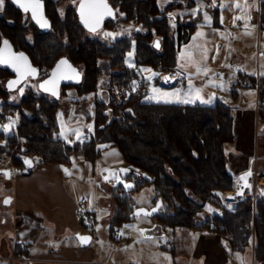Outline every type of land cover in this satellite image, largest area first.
<instances>
[{"label":"trees","instance_id":"1","mask_svg":"<svg viewBox=\"0 0 264 264\" xmlns=\"http://www.w3.org/2000/svg\"><path fill=\"white\" fill-rule=\"evenodd\" d=\"M109 2L118 10L120 22L133 20L144 31L137 30L131 37L122 36L106 43L86 35L76 7H67L61 16L58 0H44L50 21L48 28L34 23L28 27L18 15L10 21L0 17V46L6 40L14 49L25 51L39 72L47 70L48 78L62 57L73 66L81 65V77L61 82L60 92L73 89L79 99H92L95 105L93 132L84 141L66 142L58 136L60 97L28 89L18 101L8 102L1 80L11 72L0 63V115L6 118L18 112L15 130L11 134L0 131V138L6 139L0 151L10 152L16 164H21L25 156L37 161L36 165L61 164L70 163L77 156L94 162L98 144L114 146L132 171L126 178L133 180V190L149 183L155 191V204L157 200L162 202L154 214L157 222L145 234L155 235L165 227L214 231L232 250L243 251L253 241L254 260L264 264V196L247 195L231 207L220 196V192L235 187L225 151V145L236 140L230 107L219 101L214 104L144 101V80L139 81L137 90H126L138 79L137 65H151L157 72L175 70L180 45L201 21L202 12L198 11L188 21L178 18L175 28L167 14L176 6L192 8L196 1L176 5L170 2L164 8H160L157 0ZM212 14L213 23L219 25L218 11L213 10ZM116 22V18L109 17L102 26L113 28ZM259 24L264 27V0H259ZM172 30L176 32L174 37ZM132 39L135 67L125 64ZM258 93L262 104L264 82L260 78ZM260 114L264 121V112ZM116 188L112 191L115 205L112 228L130 220L135 208L130 193L133 190L125 191L121 183ZM207 202L217 203L220 210L200 220L198 214Z\"/></svg>","mask_w":264,"mask_h":264},{"label":"rangeland","instance_id":"2","mask_svg":"<svg viewBox=\"0 0 264 264\" xmlns=\"http://www.w3.org/2000/svg\"><path fill=\"white\" fill-rule=\"evenodd\" d=\"M186 1L187 0H157L160 8H164L165 5L170 2H174L176 5L183 2L185 3ZM195 1L196 4L192 8H179V6H176L173 12L167 14L169 23L175 28L178 23V18H180L181 21H188L194 17L198 11L202 12L201 21L196 25L190 37L183 42L178 51V68L187 70L188 80L180 82L173 87H165L156 81L158 76L157 70L151 65L140 64L137 65L138 67L136 68V71H139L140 74L138 79L133 82V85L138 84L140 80L146 82L143 100L149 102L168 101L172 103L214 104L219 101L228 106H239L241 105L239 99L245 91L247 80L251 78H260L264 82V27H261L259 24V0ZM77 2L78 0H58L57 10L59 14L64 16L67 7H76ZM237 5H239V7H237ZM213 10L218 11L219 25L213 23ZM238 17L239 19H237ZM115 18L117 22L113 28L101 26V28H97L95 32L85 28L86 35L95 36L106 43H111L116 38L122 36L131 37L137 30L141 32L144 31L143 26H140V24H137L133 20L120 22L119 14L115 16ZM28 27H30V25ZM105 33H111L112 35L106 36ZM198 33H203V35H198ZM30 34L29 38L31 37ZM175 35L176 32L172 30L171 36L174 37ZM159 39L161 40V37H159ZM63 41L66 42V39ZM129 53H131V56H129ZM62 60L67 63L61 64L60 62ZM104 64H106V62H104ZM125 64L130 67L136 66L135 41L133 39L131 47L125 54ZM77 67L76 70L71 62L65 59V57H62L51 73L50 80H54L55 84L61 81L76 80L79 73L82 72V66L79 65ZM73 69L75 72H73ZM42 72L43 75L47 70L43 69ZM54 72L56 73L55 77L53 76ZM31 82L33 84L35 81ZM51 85L52 84H49V86L45 85V87L52 89ZM32 86H34V84ZM32 86L26 83L21 85L18 89L20 94L18 95L19 97L7 98V101H18L24 92L28 89H32ZM21 89H23L22 92ZM41 89L44 90L45 88L41 87ZM56 89L54 88L55 92L59 93ZM153 89L159 91L154 92ZM74 92L75 91H67L59 93V96L66 102L72 97L71 94H74ZM236 92L238 93V100H235L234 97ZM159 93H176L177 95L161 98ZM247 93L252 96L255 100L254 104H256V88L250 86L247 89ZM1 103L2 98H0V111ZM7 124H11L14 127V129L7 132L11 134L12 131L15 130L17 124L14 114H11L9 118H2L0 115V131L4 130V126ZM5 144V141L0 138V145ZM226 147L230 148V144H227ZM2 155L4 158L0 160V168H12L13 165H16L10 152L7 150L5 152L0 151V156ZM17 169L20 170L19 166ZM104 170L105 169H101V171L96 173L97 176L94 177L100 189V191H97V195L93 202L95 206V224L98 238L94 236L91 244L95 242L102 249H112L111 260L113 264H173L174 260L177 261L178 258H174L175 255L172 252V248H174L176 253L185 261H189L191 259L193 244L195 243L196 231L190 228H183L180 231L177 230L176 233L173 234L171 233L173 228L165 227L164 230H159L155 235L148 236L145 234V230L150 229L157 222V218L155 215L144 213L136 214L130 220L123 222L124 239L115 242L113 247H110L107 239L108 237L102 236V234L107 235L110 230L115 205L112 196L103 194V186L106 181ZM107 171H109L111 176H114L112 181L115 182V179L118 181L120 178L117 176L122 174L123 168L119 169V166H117L108 168ZM143 175L149 177L146 173ZM11 192L12 187L9 180L0 176V237L2 235L8 236L11 234L10 228L4 229L5 222L2 221V216H5L7 220L11 222V216L9 215L11 212V205L2 202L3 195L11 194ZM130 193L135 207L151 209L155 205V201H153L155 191L153 186L149 183L144 184L139 190H133ZM220 196L221 200L226 205L230 206V203L223 199L222 192H220ZM219 210L220 205L207 202L199 212L198 217L200 220H204L205 217ZM126 225L128 227H125ZM83 230L86 231L84 228ZM204 232L208 233L214 231L204 230ZM224 247L226 248V246ZM246 250L250 249L247 248ZM244 254H246V252L242 253L241 256H244Z\"/></svg>","mask_w":264,"mask_h":264},{"label":"crops","instance_id":"3","mask_svg":"<svg viewBox=\"0 0 264 264\" xmlns=\"http://www.w3.org/2000/svg\"><path fill=\"white\" fill-rule=\"evenodd\" d=\"M168 72L175 73L173 80L162 83L161 76ZM168 72H157L158 83L162 86L173 87L188 80L187 70L178 68V64L175 70ZM258 80L259 78L247 80L245 91L239 99L241 105H229L230 109H235L233 128L236 140L227 143L230 148L226 144L225 151L228 170L235 180L233 189L242 174L250 173L247 176V184L250 186H247L243 196L239 195L236 199L227 201L230 207L233 205L231 203L247 195L264 196V180L261 179V174L264 173V121L260 114V111L264 112V100L262 104L259 103ZM250 86L257 90L256 104L247 93ZM67 91L74 90L68 89L65 92ZM71 95L66 102L59 96L61 106L57 111L58 136L69 143L84 141L89 137L94 129L95 112L92 99H79L75 92ZM234 97L238 100L237 92ZM98 148L99 153L94 162L77 156L70 163L36 165L37 161H34V166L29 170L14 167L9 179L12 187L9 203L11 222L6 217L3 220L4 229L10 228L11 234L0 237V264H113L112 249H102L95 242L91 244L92 239L89 244L82 246L77 238L78 233L86 231L77 219L76 207L81 196H86L94 204L97 191H100L94 180L96 173L105 169L107 179L103 194L112 196V191L120 183L121 174L117 176L120 177L118 181L115 179L113 182L114 176L107 169L128 167L122 154L114 146L100 143ZM129 173H132L131 169ZM183 228L177 227L171 233L175 234ZM190 229L196 231L191 259L185 261L172 248L174 258H178L173 264H260L254 260L253 241L247 247L250 250H232L228 242L217 233H206V229ZM111 232L110 224L108 234L102 236L108 237L112 248L118 241L113 240ZM94 236L98 238L96 231L92 238ZM244 252L246 254L241 256ZM15 253L23 254L25 259H12Z\"/></svg>","mask_w":264,"mask_h":264},{"label":"snow or ice","instance_id":"4","mask_svg":"<svg viewBox=\"0 0 264 264\" xmlns=\"http://www.w3.org/2000/svg\"><path fill=\"white\" fill-rule=\"evenodd\" d=\"M4 0H0V7H2ZM14 2L19 3L20 7H22L24 9L25 12L29 11V9H31V13H32V18L35 19L37 21V23H40L41 27H47V21L43 19L42 17V13H41V2L40 0H24V2H21V0H14ZM237 7H239V5H237ZM80 10H81V19L84 21L85 26L90 27V30L95 32L97 30V26L99 25L100 21L103 19V17L105 15H112L111 10L109 9L106 0H81L80 3ZM89 19L94 21L93 25L89 24ZM239 19V17L237 18ZM106 36H110L112 35L111 33H105ZM198 35H203V33H198ZM4 48L0 49V63H9V60L7 58L4 57V52L7 50L9 52V55H11L15 60L19 61V60H23L26 61L27 58L24 56L23 53H19V54H12L10 52V45L8 43V41H4ZM157 46H158V42H157ZM129 56H131V53H129ZM61 64H66L67 62L62 60L60 62ZM14 67H16L17 72H20V68L17 67L15 64L13 65ZM59 67V65H58ZM35 69H32L30 67H28V71L27 73H22L21 76L23 78V75L25 74H34L35 73ZM73 72H75V70L73 69ZM53 76H56V73H53ZM68 78V77H65ZM168 79V78H165ZM19 83V81H9V86L12 87L15 84ZM52 84L53 85V89L55 87V81L54 80H48L45 81L43 85H41V87H44L46 91L50 90L47 87H45V85H49ZM23 91V89H21V92ZM154 92H158L159 90L157 89H153ZM55 94V92H54ZM160 97H168V96H176V93H159ZM168 102V101H165ZM185 102H191V101H185ZM204 102H210V101H204ZM7 129V126H4ZM27 162V161H26ZM67 171V170H66ZM127 171V170H124ZM6 175H8V173H5ZM250 175V173L245 174V176H241L240 179L241 180H245L246 176ZM107 179V177L105 178ZM250 186V185H245ZM126 187H131V185H126ZM11 202V198H6L4 200L5 204H9ZM153 211H155V209H153ZM147 214V213H146ZM125 227H128L127 225ZM81 241L84 243H87L90 240V237H80Z\"/></svg>","mask_w":264,"mask_h":264},{"label":"water","instance_id":"5","mask_svg":"<svg viewBox=\"0 0 264 264\" xmlns=\"http://www.w3.org/2000/svg\"><path fill=\"white\" fill-rule=\"evenodd\" d=\"M13 1H14V0H13ZM21 2H24V0H21ZM40 2H41V5H42V8H41L42 17H43L44 20L47 21V24H48L47 27H42V28H48L49 25H50V21H49V19L47 18V16L45 15V12H44V3L42 2V0H40ZM15 3H16V2H15ZM80 3H81V0H79L78 3H77V5H76V11H77V13H78V16H79L80 22L84 25L85 28L90 29V27L85 26L84 21L81 19ZM106 3H107L109 9H110L111 12H112V15H105V16L103 17V19L100 21V23H99V25L97 26V28H99V27H101V26L103 25V22L105 21V19H107V18H109V17H111V18H115V8H114L113 5L109 2V0H106ZM16 4L20 5L19 3H16ZM30 10H31V9H30ZM36 22H37V21H36ZM37 24H38L39 26H41L40 23H37ZM89 24H90V25H93V24H94V21L91 20V19H89ZM158 46H159V44H158ZM3 48H4V47H3ZM3 48H2V49H3ZM10 52H11L12 54L23 53L24 56L27 58L26 61H23V60H19V61H17V60H15L11 55H9V52H8L7 50H6V51L4 52V54H3L4 57L7 58V59L9 60V63H7V64L2 63V64H3L4 66L8 67L11 71H13V72L16 73V75H17V80H18V81L22 80L23 78H25V77L28 76V75H31V76H34V77L38 75L39 70H38L37 66H35V65L32 63L30 57L28 56V54H27L25 51H13V50L10 49ZM14 64H15L17 67L20 68V72H17L16 67L13 66ZM28 67H30V68H32V69H35V70H36L35 73H34V74H25V75H23V78H22L21 74H22V73H27V71H28ZM74 68L77 70V67H76V66H74ZM78 71H79V70H78ZM79 72H80V71H79ZM138 72H139V71H138ZM80 77H81V72H80L79 75L77 76L76 80L79 79ZM48 80H50V77L48 78ZM68 81H71V80H68ZM61 82H64V81H61ZM61 82H59L58 84H55V87H54L55 89L57 88L56 90L59 91V93H60V84H61ZM51 87H52V89L48 90L47 92H50V93L54 94L55 90L53 89V85H51ZM53 90H54V92H53ZM59 93H58V92H57V93L55 92L54 95L59 96ZM8 128H9V127H7V129H8ZM26 161H27V162H26ZM21 162H22V165L25 166L26 168H31V167H33L34 164H35L34 160H33L30 156L22 157V158H21ZM124 170H127V171H124ZM0 171H2V173L4 174V177H5L6 180H9V179L11 178V174H12V169H11V168L6 167V168L1 169ZM129 172H130V169H129L128 167H125V168H123V172H122V174H121V180H120V183H121V185L123 186V189H124L125 191H131V190H133V188H134V182H133L132 180H127V178H126V176H127V174H128ZM5 173H8V175H6ZM134 173H135L136 175H138L137 172H134ZM126 185H131V187H126ZM161 205H162L161 200H157L156 204H155L151 209H147V208H144V207H135L134 210H133V212L131 213L130 216H131V218H132V217H134V215H136V214H141V213H144V214L147 213L148 215H154V214H156V213L159 211V208L161 207ZM153 209H155V211H153ZM146 235H148V236H153V234H146ZM80 237H90V240H89L87 243H84V242L81 241ZM77 238H78L80 244H81L82 246H85V245H87V244H89V243L91 242L92 235H91L90 233H78V234H77Z\"/></svg>","mask_w":264,"mask_h":264},{"label":"flooded vegetation","instance_id":"6","mask_svg":"<svg viewBox=\"0 0 264 264\" xmlns=\"http://www.w3.org/2000/svg\"><path fill=\"white\" fill-rule=\"evenodd\" d=\"M42 2L44 3V0H42ZM44 12H45V8H44ZM118 14H119V12L115 8V16H117ZM14 15L15 16L18 15L19 17H21L23 19V21H24V23H25L26 26H29L32 23H34L35 25H38L37 22H36V20L32 18V13H31V10L30 9H29V11L25 12L24 9L22 7H20V5L16 4L13 0H4L2 7H0V17L2 16L3 17V20L5 18L6 20L10 21V20H12V17ZM3 42H2V44L0 46V49H2L4 47ZM10 49L13 50V51H18L16 49H14L11 45H10ZM4 67H6V66H4ZM6 68H8V67H6ZM9 71L11 72V74L8 75V76H6V77H4V78H2V80H1L2 87L4 88V90L8 94V97L7 98H11V97H15V96L20 95L19 92H18V89H19V87L21 85H23L25 83L28 84V85H30V86H32L34 84V86H32V89L40 91V90H42L41 89V85L45 81H48V74H47V72L45 74H43V75H42L43 72H38V75L37 76L34 77V76H31V75H28L25 78H23L22 80H20L19 83H17L14 86L10 87L9 86V81H17V75H16L15 72L11 71L10 69H9ZM31 81H35V82L32 84ZM47 86H49V85H47ZM42 91L43 92H47L45 89L42 90ZM15 113H14V116L16 115ZM10 115L11 114L7 115L6 118H9ZM15 120L17 122V119H15ZM6 126L9 127V128L8 129L5 128L2 131H7L8 132V131H11L12 129H14L13 125H11V124H7ZM2 139L6 143V139H4V138H2ZM1 169H3V168H0V170ZM0 176H3L4 177V174L2 173V171H0ZM4 179H5V177H4ZM6 198H10V194H4L3 197H2V202H4V200ZM2 217H3L2 218V221H3L5 219V216H2Z\"/></svg>","mask_w":264,"mask_h":264},{"label":"built area","instance_id":"7","mask_svg":"<svg viewBox=\"0 0 264 264\" xmlns=\"http://www.w3.org/2000/svg\"><path fill=\"white\" fill-rule=\"evenodd\" d=\"M137 85H131L129 86L126 90L127 92H133L137 90ZM231 113H235V109H231ZM15 119H17L18 112L16 111L15 113ZM123 117V116H122ZM4 156H0V160H3ZM12 162V160H11ZM17 168L16 166H14ZM19 168L23 169V166L20 165ZM29 170V169H27ZM240 187L239 184H237L236 189ZM233 190H229V192H232ZM227 191H224L222 194V197L224 200H234L236 199L239 195H237L235 198L234 197H228L226 196ZM233 194H231L232 196ZM76 216L79 219V221L82 223V225L85 227L86 232L91 233L92 235L96 231V224H95V206L94 204H91L89 202V199L86 196H81L77 207H76ZM112 238L114 241H121L124 239L123 235V228L121 225L114 226L112 228L111 232ZM12 259L14 260H23L25 259V256L23 254L15 253L14 256H12Z\"/></svg>","mask_w":264,"mask_h":264},{"label":"bare ground","instance_id":"8","mask_svg":"<svg viewBox=\"0 0 264 264\" xmlns=\"http://www.w3.org/2000/svg\"><path fill=\"white\" fill-rule=\"evenodd\" d=\"M174 76H175L174 72H168V73L163 74L161 76L162 83H169L171 80H173ZM165 78H168V79H165ZM241 176H245V174H242ZM247 176H249V175H247ZM247 176H246L245 180H241L240 178H238V184L240 185V187H238L237 189H234L232 192L227 191L226 195L228 197H234V198L237 195L243 196L245 194V192L247 191V188H248L245 186L247 184V180H249ZM261 179L264 180V173L261 174ZM231 194H233V195L231 196Z\"/></svg>","mask_w":264,"mask_h":264}]
</instances>
